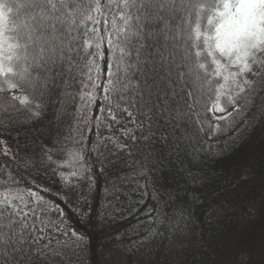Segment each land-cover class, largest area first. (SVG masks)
I'll list each match as a JSON object with an SVG mask.
<instances>
[{
  "label": "snow or ice",
  "instance_id": "6c2138e0",
  "mask_svg": "<svg viewBox=\"0 0 264 264\" xmlns=\"http://www.w3.org/2000/svg\"><path fill=\"white\" fill-rule=\"evenodd\" d=\"M97 93L105 119L130 117L150 147L159 133L175 151L191 128L213 131L208 112L225 114L217 120L264 114V0H0V108L10 122L48 106L62 116L71 109L77 121L65 140L39 147L40 165L66 151ZM188 176L193 185L210 179ZM5 188L0 264H74L83 238L62 213L37 193ZM111 195L119 200L120 189Z\"/></svg>",
  "mask_w": 264,
  "mask_h": 264
},
{
  "label": "trees",
  "instance_id": "16d2710c",
  "mask_svg": "<svg viewBox=\"0 0 264 264\" xmlns=\"http://www.w3.org/2000/svg\"><path fill=\"white\" fill-rule=\"evenodd\" d=\"M104 69L102 60L97 83L104 82ZM97 100L66 151L51 153L50 166L35 157L77 125L71 109L62 116L48 106L32 119L15 112L10 122L0 108V141L13 154L7 157L0 143V193L5 186L31 191L57 208L83 238L74 264H264V114L253 109L215 121L208 112L213 131L191 128V140L175 151L159 133L150 147L136 124L129 141L110 143L112 121L105 119L103 95ZM142 168L151 171L141 175ZM73 172L87 176H75L78 201L63 185ZM189 172L210 179L193 185ZM116 187L119 200L111 195Z\"/></svg>",
  "mask_w": 264,
  "mask_h": 264
},
{
  "label": "rangeland",
  "instance_id": "374dc122",
  "mask_svg": "<svg viewBox=\"0 0 264 264\" xmlns=\"http://www.w3.org/2000/svg\"><path fill=\"white\" fill-rule=\"evenodd\" d=\"M212 118L215 121H222V120H217L215 117L217 116H222L225 115L224 113H212L210 112ZM131 119H121L120 124H111V127L108 128L107 130H109L110 135L107 138V141H109L110 143L114 144V145H120L125 143V141H129L130 140V136L132 134V130L134 129V124L130 123L128 121H130ZM125 130H128L127 132ZM3 151L5 153V151H7V156L9 158L13 157L12 152L8 149V147H6V145L3 143ZM63 185L68 189V191L70 193H72V197L74 198V200L76 199V201H78L81 197V193L78 190V186H77V180L75 178V176L73 177H64L63 178ZM247 259L243 262V264H246Z\"/></svg>",
  "mask_w": 264,
  "mask_h": 264
}]
</instances>
